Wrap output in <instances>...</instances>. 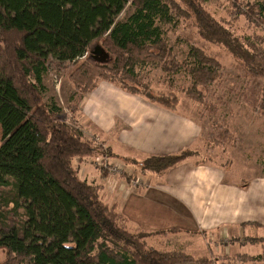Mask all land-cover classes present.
<instances>
[{
  "label": "trees",
  "instance_id": "16d2710c",
  "mask_svg": "<svg viewBox=\"0 0 264 264\" xmlns=\"http://www.w3.org/2000/svg\"><path fill=\"white\" fill-rule=\"evenodd\" d=\"M129 2L134 12L118 21ZM246 6L247 12L237 13L264 22V0ZM188 22L200 37L228 49L249 76L264 80V47L226 27L202 0H0V200L18 212L16 224L0 220V250L6 252L0 264H216L207 256L153 247L144 233L130 229L102 199L101 185L81 179L73 166L75 158L94 154L95 141L44 97V75L55 59L75 67L71 77L86 93L108 80L177 111L176 100L166 96L172 92L153 93L138 68L148 62L167 71L187 67L176 61L165 34ZM94 44L110 54L107 61L93 54ZM189 56L195 59L189 68L195 84L215 80L218 71L211 67L221 62L195 44ZM228 134L217 139L206 133L205 152L188 147L150 155L141 168L159 172L190 156L211 159L209 151ZM235 258L264 261V250Z\"/></svg>",
  "mask_w": 264,
  "mask_h": 264
},
{
  "label": "crops",
  "instance_id": "0c3cea01",
  "mask_svg": "<svg viewBox=\"0 0 264 264\" xmlns=\"http://www.w3.org/2000/svg\"><path fill=\"white\" fill-rule=\"evenodd\" d=\"M81 115L88 122L84 134L99 138L111 158L129 166L123 164L125 173L119 176L100 169L91 182L84 180L101 185L102 198L116 207L130 229L144 233L149 243L172 228V239L166 235L172 248L161 250H181L195 257L221 251L222 263L231 262L232 254H250L239 248L245 237L264 230V164L249 167L238 155L242 149L234 145L227 151L231 155L227 164L218 158L198 162L197 156H190L159 172L139 168L137 161L150 155L205 148L206 127L192 115L149 102L108 80L84 96ZM240 140L236 145L245 144ZM132 179L142 183L133 188Z\"/></svg>",
  "mask_w": 264,
  "mask_h": 264
},
{
  "label": "rangeland",
  "instance_id": "374dc122",
  "mask_svg": "<svg viewBox=\"0 0 264 264\" xmlns=\"http://www.w3.org/2000/svg\"><path fill=\"white\" fill-rule=\"evenodd\" d=\"M202 1L205 8L217 20L222 21L226 27L230 28L231 26L239 35L251 36L264 47V40H261L262 38L264 39V22L259 23L255 18L248 19L247 15L242 13L247 12V3L249 4V2L256 0ZM238 8H241L242 12L237 13ZM133 12L134 6L129 2L118 16V21L126 20ZM234 14H239L240 17L234 18ZM165 35L169 46L172 47L176 61L180 63L186 62L187 67L182 66L178 71H167L161 67V64L148 62L138 68L139 77L150 83V89L154 91L153 93L157 91H163L166 94L172 92L166 96L176 100V112L186 114L188 117L190 115L196 117L206 127L207 134H214L219 139L220 133H229L223 145L209 151L208 154L211 159L204 154L201 159L213 161L218 158L221 163L227 164L231 161V155L227 151H230L235 145V148L242 149L239 150L238 155L242 161H245L246 165H250L249 167L260 163L264 164V111L262 110L264 80L249 76L228 49H225L219 43L200 37L193 22L182 25L177 32L170 28ZM96 44L92 48L93 54L101 58V54L97 52L98 47H96ZM194 44L203 47L207 54L212 55L221 62L219 68L216 66L211 67L213 71L217 69V76L215 80L206 85L195 84L192 79L193 76L189 72L190 66L195 63V59L189 56L190 46ZM155 51L159 52L157 49ZM108 57L110 58V54ZM111 59H113L112 55ZM74 68L69 62L59 63L55 59L48 62L44 75V84L46 86L44 97L47 103L54 101L57 106L62 107L67 122L83 130L84 125L88 122L82 118L81 107L84 96L87 93L82 88H78L72 79L71 74ZM213 108L215 109L213 110ZM87 128L88 125H86V131H88ZM84 136L87 139L94 140L97 148L94 154L84 156L83 160L80 158L73 160V166L77 169L81 179H87L91 182L93 175H97L100 169L106 175L109 173L107 167L110 165L124 164L127 168L129 167L124 160L113 156L111 158L109 148L99 138L91 137L87 133ZM2 140L0 128V144ZM239 140L245 144L239 143L236 145ZM199 150L205 152L204 148L199 147ZM223 154L225 156L221 158ZM113 159L115 160L114 162H112ZM137 162V164L141 162L138 166L141 168L144 160ZM127 164L132 165L128 162ZM124 173L122 172V174ZM142 178L148 180L144 175H141ZM132 186L133 188L136 187L135 184H132ZM17 213L12 210V205L5 207L0 200L1 221L4 220L16 224L18 222V219L15 218ZM129 225L130 227H135L130 223ZM169 226H172V221L168 223L167 227L170 228ZM172 231L174 230L171 228L168 229L166 234L158 233L157 237L149 239V243L159 249L172 248V240L167 238L169 236L172 239V235H169ZM158 240H161V242L158 243ZM241 242L243 244L239 248L241 253L249 252L256 256L263 253L264 230L250 234ZM209 252L207 251L205 255H208L207 257L214 260L216 264H264L263 260L245 262L238 261L236 258L232 259L231 262L227 260V262L222 263L221 257L223 254L221 251L216 252V254H209ZM194 254H201V251L199 253L194 252ZM232 256L234 257L236 254H232ZM5 257V250H0V261H3Z\"/></svg>",
  "mask_w": 264,
  "mask_h": 264
},
{
  "label": "built area",
  "instance_id": "2783aa9c",
  "mask_svg": "<svg viewBox=\"0 0 264 264\" xmlns=\"http://www.w3.org/2000/svg\"><path fill=\"white\" fill-rule=\"evenodd\" d=\"M107 171L109 172V175L115 176V175H121L122 172H125V166L121 164L116 165H110L107 167ZM132 184L139 185L142 183L141 179H132Z\"/></svg>",
  "mask_w": 264,
  "mask_h": 264
},
{
  "label": "water",
  "instance_id": "95a60500",
  "mask_svg": "<svg viewBox=\"0 0 264 264\" xmlns=\"http://www.w3.org/2000/svg\"><path fill=\"white\" fill-rule=\"evenodd\" d=\"M98 51L100 52V54H101V58H99L100 59V61H107L108 60V55H109V53L108 52H106L105 50H103L102 48H100V47H98Z\"/></svg>",
  "mask_w": 264,
  "mask_h": 264
}]
</instances>
